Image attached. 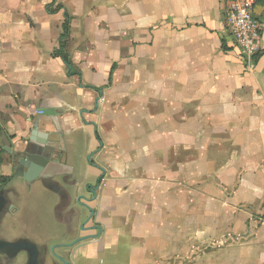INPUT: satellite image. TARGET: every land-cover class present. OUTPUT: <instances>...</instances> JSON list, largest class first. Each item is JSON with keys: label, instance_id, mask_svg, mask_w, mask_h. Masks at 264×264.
<instances>
[{"label": "crops", "instance_id": "0c3cea01", "mask_svg": "<svg viewBox=\"0 0 264 264\" xmlns=\"http://www.w3.org/2000/svg\"><path fill=\"white\" fill-rule=\"evenodd\" d=\"M227 5L0 0V185L22 198L24 238L33 229L50 250L44 240L77 227L86 205L101 234L67 253L73 264H264V0L251 73ZM65 16L72 69L53 55ZM38 110L58 115L64 203L39 182L26 194L3 151L24 148L38 117L49 127Z\"/></svg>", "mask_w": 264, "mask_h": 264}, {"label": "water", "instance_id": "95a60500", "mask_svg": "<svg viewBox=\"0 0 264 264\" xmlns=\"http://www.w3.org/2000/svg\"><path fill=\"white\" fill-rule=\"evenodd\" d=\"M41 117L49 120L48 128L51 130H41L39 127L40 117L34 122L24 148L13 151L3 148V151L12 157L10 167L15 171L14 176L20 178L25 184H32L35 181L60 179V184L68 186L70 170L62 165L64 149L61 146L62 136L60 135L59 124L56 120L57 114L50 111L38 110ZM57 185L58 182H56ZM2 186V185H1ZM3 187V186H2ZM5 206V199L0 192V216ZM90 212L86 205H81ZM82 229V227H81ZM67 237L61 239V243L50 248L48 252L49 261L58 262V264H69L62 257L74 245L67 243ZM79 241V240H78ZM8 244L0 241V248ZM23 252L27 256V264H38V251L33 245L22 246ZM59 251L60 253H57Z\"/></svg>", "mask_w": 264, "mask_h": 264}, {"label": "flooded vegetation", "instance_id": "af4514ba", "mask_svg": "<svg viewBox=\"0 0 264 264\" xmlns=\"http://www.w3.org/2000/svg\"><path fill=\"white\" fill-rule=\"evenodd\" d=\"M56 180L58 179H50L43 180L41 183L42 187L51 191L52 193L58 195L63 203L66 201L68 196L62 191L58 185L56 184ZM33 182V183H35ZM32 183V184H33ZM32 184L28 185L26 188V194L30 195L32 192ZM0 192L3 193L5 199V206L3 212L0 216V241L5 242L8 245L6 247L0 248V264H27V256L26 253L23 252L22 246L25 245H33L38 251V264H58V262L49 261L48 256V248L44 244H37L32 238L34 235V230L29 229V238H24L22 233H20V227L25 226L22 225L21 220L23 218L24 213L20 209L19 205L21 204L22 198L16 191L12 188L2 187L0 185ZM91 196L94 193L90 194ZM28 196V195H27ZM65 199V200H64ZM61 200V201H62ZM66 204V202H65ZM68 204V201H67ZM90 209V208H89ZM74 210L69 211L70 220L74 216ZM26 218V217H25ZM94 212L90 209L89 215L78 224L77 227H66L64 233L61 235L62 237L59 240V244L62 242L61 239L68 236H74L71 240L67 241L68 244L74 243V245L68 250H73L77 245L86 242L88 240H95L99 238L101 234V230L99 227L93 222ZM24 221V220H23ZM26 221V220H25ZM82 227V229H81ZM94 233V234H88ZM79 240V241H78ZM67 253L63 254L62 257L66 260L67 263L73 264V262L67 257Z\"/></svg>", "mask_w": 264, "mask_h": 264}, {"label": "built area", "instance_id": "2783aa9c", "mask_svg": "<svg viewBox=\"0 0 264 264\" xmlns=\"http://www.w3.org/2000/svg\"><path fill=\"white\" fill-rule=\"evenodd\" d=\"M255 3L256 0H229L225 12V28L247 73L254 70L260 40L261 28L253 15Z\"/></svg>", "mask_w": 264, "mask_h": 264}, {"label": "trees", "instance_id": "16d2710c", "mask_svg": "<svg viewBox=\"0 0 264 264\" xmlns=\"http://www.w3.org/2000/svg\"><path fill=\"white\" fill-rule=\"evenodd\" d=\"M229 1V0H228ZM55 2V0H52V3ZM51 6H48L47 11L48 13H55L56 11H58L60 9V7H57L55 10H51L50 9ZM63 33L60 37V48L58 50H56L53 55L55 57H59L63 63L66 65V67L68 69H72V64L70 63L68 57L64 54L63 50L61 49V43L66 39L67 35H68V29H69V18L67 16H65V21L63 23ZM261 55V53L258 52V54L255 57V61L257 62L259 56ZM69 75L71 74V72L68 73ZM7 180V179H6Z\"/></svg>", "mask_w": 264, "mask_h": 264}, {"label": "rangeland", "instance_id": "374dc122", "mask_svg": "<svg viewBox=\"0 0 264 264\" xmlns=\"http://www.w3.org/2000/svg\"><path fill=\"white\" fill-rule=\"evenodd\" d=\"M226 222H227V218H224V229H225V225H226ZM227 231V230H226ZM228 238H230V237H228ZM45 242H46V244H50V245H53V246H55L56 244H55V242L56 243H58L59 244V241H50V240H44ZM242 241L243 240H241V242L237 239V238H235L234 240H231V239H229V240H223V242H221V243H215V242H208V247H207V251H210L211 250V248H213V247H217V248H219L218 246L220 245V247L222 248V249H224V248H227V247H229L230 245H238V244H241L242 243ZM209 243H211V244H209ZM55 244V245H54ZM57 244V245H58ZM193 244V246H192V249H197L198 248V242L196 241L195 243H192ZM216 244H217V246H216ZM219 244V245H218ZM52 246V247H53Z\"/></svg>", "mask_w": 264, "mask_h": 264}]
</instances>
